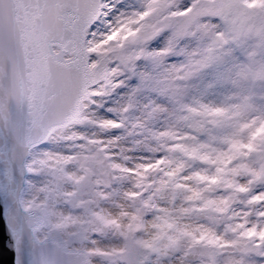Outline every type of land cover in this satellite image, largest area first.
I'll use <instances>...</instances> for the list:
<instances>
[{"label": "snow or ice", "instance_id": "obj_1", "mask_svg": "<svg viewBox=\"0 0 264 264\" xmlns=\"http://www.w3.org/2000/svg\"><path fill=\"white\" fill-rule=\"evenodd\" d=\"M10 264H264V0H0Z\"/></svg>", "mask_w": 264, "mask_h": 264}, {"label": "water", "instance_id": "obj_2", "mask_svg": "<svg viewBox=\"0 0 264 264\" xmlns=\"http://www.w3.org/2000/svg\"><path fill=\"white\" fill-rule=\"evenodd\" d=\"M7 236L3 228V218L0 216V264H10L11 253L5 247Z\"/></svg>", "mask_w": 264, "mask_h": 264}]
</instances>
